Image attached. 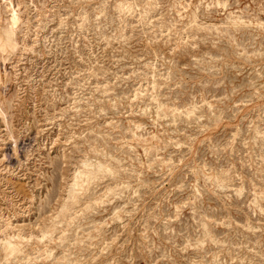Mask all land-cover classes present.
<instances>
[{
    "label": "rangeland",
    "instance_id": "rangeland-1",
    "mask_svg": "<svg viewBox=\"0 0 264 264\" xmlns=\"http://www.w3.org/2000/svg\"><path fill=\"white\" fill-rule=\"evenodd\" d=\"M0 264H264V0H0Z\"/></svg>",
    "mask_w": 264,
    "mask_h": 264
},
{
    "label": "bare ground",
    "instance_id": "bare-ground-1",
    "mask_svg": "<svg viewBox=\"0 0 264 264\" xmlns=\"http://www.w3.org/2000/svg\"><path fill=\"white\" fill-rule=\"evenodd\" d=\"M90 174V173H89ZM88 178V177H87ZM75 181H76V179H75ZM74 186H76V183L74 184ZM74 188V187H73ZM76 188V187H75ZM74 188V189H75ZM72 196V195H71ZM6 249L8 250V251H11V253L12 252H14L15 250H16V246L15 245H12L10 242L9 243H7V245H6Z\"/></svg>",
    "mask_w": 264,
    "mask_h": 264
}]
</instances>
